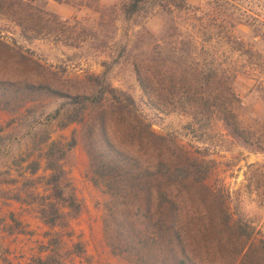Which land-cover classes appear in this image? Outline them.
<instances>
[{
  "label": "rangeland",
  "instance_id": "1",
  "mask_svg": "<svg viewBox=\"0 0 264 264\" xmlns=\"http://www.w3.org/2000/svg\"><path fill=\"white\" fill-rule=\"evenodd\" d=\"M130 1L35 0L36 9L52 14L38 13V26L24 33L11 12L0 10V37L38 60L56 89L92 94L93 77L104 74L113 86L132 94L154 130L215 158L209 183L228 189L232 210L264 234V0H146L129 14ZM176 39L188 40L200 68L209 65L205 61L212 55L217 79L232 83L236 91L233 97L224 86L214 89L217 104L208 130H198L188 114L162 102L155 61L162 55L154 47L164 40L161 48L168 53ZM189 40L196 44L190 46ZM142 65L151 69L157 107L137 79L136 68ZM169 66L176 67L173 61ZM174 72L164 73L171 80L177 78ZM67 101L46 93L22 108L0 110V264H41L56 249L57 239L63 264H130L107 245L103 218L108 195L92 181L81 125L61 126L56 110ZM226 107L240 127L237 138L221 120ZM73 132L80 140L64 165L83 211L65 228L50 227L40 219L36 203L7 195L24 193L29 178L47 175L46 140H67ZM33 160L41 164L35 176L28 168ZM29 189L49 193L43 183ZM77 243L83 255L75 252Z\"/></svg>",
  "mask_w": 264,
  "mask_h": 264
},
{
  "label": "trees",
  "instance_id": "2",
  "mask_svg": "<svg viewBox=\"0 0 264 264\" xmlns=\"http://www.w3.org/2000/svg\"><path fill=\"white\" fill-rule=\"evenodd\" d=\"M34 1L0 0V10L11 12L27 33L38 26L34 16L52 14L36 9ZM144 1L131 0L126 11L136 13ZM164 43L162 40L154 47L162 55L155 58L165 96L162 102L172 111L188 114L198 130H208L217 104L212 92L224 86L235 97L232 83L223 85L217 79L212 55L205 61L209 65L200 68L193 57L197 52L187 47L188 40L172 41L168 53L161 48ZM170 61L176 67H170ZM205 69L208 76H204ZM136 70L141 89L157 107L151 69L142 65ZM173 70L177 78L167 79L164 72ZM93 88L92 94L76 95L56 89L38 60L0 37V110L22 108L39 94L67 98L66 105L56 112L63 128L81 125L92 181L108 195L103 228L113 254L130 264H264L263 232L243 215H236L228 189L209 183L215 158L201 149H188L172 134L154 130L133 95L113 86L104 74L93 77ZM223 114L221 120L229 135L240 136L233 111L226 107ZM79 140L75 132L67 140H46L44 168L48 173L37 180L29 178L27 184L32 188L43 183L49 193L28 188L24 193L7 195L36 203L40 219L50 227L65 228L70 218L83 211L64 165ZM28 168L35 176L41 164L33 160ZM59 244L58 239L54 241L56 249L41 264H63ZM75 252L83 255L84 247L77 243Z\"/></svg>",
  "mask_w": 264,
  "mask_h": 264
}]
</instances>
